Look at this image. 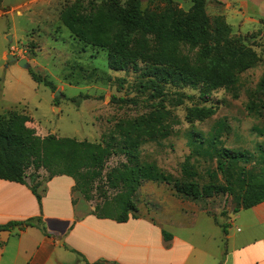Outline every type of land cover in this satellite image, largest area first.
<instances>
[{
	"label": "rangeland",
	"instance_id": "374dc122",
	"mask_svg": "<svg viewBox=\"0 0 264 264\" xmlns=\"http://www.w3.org/2000/svg\"><path fill=\"white\" fill-rule=\"evenodd\" d=\"M114 1L123 9L129 8L128 0ZM180 1L182 8L177 4L178 9L187 11L190 0ZM108 5L109 0H32L0 21V31L8 33L0 32V119L16 113L27 116V126L40 137L53 134L109 143L115 152L107 159L103 173L127 164L120 150L123 144L135 145L139 162L153 163L174 178L182 177V165L188 159L200 185L224 183L225 174L216 169L215 158L191 154L189 135L207 139L221 121L227 130L221 133L217 146L250 156L247 163L239 161L230 167L231 177L237 178L240 169L258 173L264 157V21L226 20L222 5L205 0L209 21L222 16L230 28L229 42L219 55L210 45L192 47L168 40L162 41L159 50L172 66L199 81L225 72L227 81L210 90L201 82H168L159 106L147 92L135 87L145 63L137 61L138 70L131 66L112 69L108 48L83 39L80 24L69 11L75 7L86 15ZM163 5L159 0H140L141 10L158 12ZM6 54L25 60L26 65L9 62ZM30 72L45 76L52 88L33 81ZM151 114L163 115L161 122L145 123ZM33 172L28 169L25 177ZM36 173L47 178L43 169ZM72 182L70 177L58 176L52 183L55 194L57 183L61 184L59 189H66ZM117 191L103 179L94 183L92 201H85L78 193H72V199L78 210H85ZM238 193L235 184L230 196L192 199L168 184L142 181L132 196L137 218L130 219L128 226L137 224L140 231L152 225L153 238L161 229L179 245L189 243L218 256L226 245L222 229L229 225L234 208H239ZM40 195L45 206L53 203V193L41 190Z\"/></svg>",
	"mask_w": 264,
	"mask_h": 264
},
{
	"label": "trees",
	"instance_id": "16d2710c",
	"mask_svg": "<svg viewBox=\"0 0 264 264\" xmlns=\"http://www.w3.org/2000/svg\"><path fill=\"white\" fill-rule=\"evenodd\" d=\"M159 1L164 5L158 12L141 10L140 0H128V9L109 0L108 6L86 15L79 14L75 7L69 8V11L78 20L81 26L79 33L83 39L108 48L112 69L124 70L131 66L138 70L137 61L145 63L135 87L138 91L147 92L151 100H157L155 105L162 106L164 88L168 82H201L207 90L223 85L227 81L226 72L199 81L195 76L172 66L165 52L159 50L162 41L168 40L169 43L192 47L210 45L213 52L219 55L222 47L229 42L230 34V28L223 17L218 16L213 22L209 21L204 12L205 0H192L187 11L178 9L175 0ZM30 77L52 88V83L45 76L30 72ZM162 118L163 115L151 114L144 122L160 123ZM28 122L27 116L16 113L0 119V179L27 184L25 173L32 168L34 172L28 178V186L39 206L41 176L36 172L40 169L47 173L46 179L61 175L70 177L74 182L72 193L80 194L87 202L93 200L94 183L104 179L109 188L118 191L112 197L104 195L102 201L93 206L92 214L119 223L137 218L132 196L142 181L168 184L176 193L192 199L230 196L237 184L239 208H234L235 213L264 202V157L260 160L262 167L258 173L240 169L238 177L232 178L230 167L239 161L247 163L250 156L243 151L232 152L217 146L221 133L227 130L226 124L221 121L214 125L207 139L200 134L189 135L191 154L215 158L216 169L225 174L224 183L209 182L201 185L195 179L197 173L188 159L182 165V177L174 178L153 163L139 162L133 144L120 147L126 155L127 164L112 167L103 173L107 159L115 152L109 143L102 145L53 134L40 137L33 128L27 126ZM40 224L39 217L29 218L23 222L0 225V230ZM40 229L46 234L44 227ZM223 232L226 233L225 227ZM163 234L170 237L164 231Z\"/></svg>",
	"mask_w": 264,
	"mask_h": 264
},
{
	"label": "crops",
	"instance_id": "0c3cea01",
	"mask_svg": "<svg viewBox=\"0 0 264 264\" xmlns=\"http://www.w3.org/2000/svg\"><path fill=\"white\" fill-rule=\"evenodd\" d=\"M213 1L225 8L226 20L264 21V0ZM30 2L0 0V21ZM175 2L182 8L180 0ZM189 2L192 5V0ZM0 32L8 34L6 30ZM56 178H39L38 192L53 193V203L46 206L43 199L38 205L29 179H25L27 184L0 179V225L41 219L39 226L0 230V264H264V202L232 216L226 233L222 229L226 245L220 248L218 257L189 243L179 245L172 235L167 233L170 237H165L161 229L153 238L152 225L140 231L137 224L128 226L129 220L136 218L119 223L97 218L92 214L93 207L78 210L72 199L74 182L66 189H59L61 184L57 183L55 194L52 183Z\"/></svg>",
	"mask_w": 264,
	"mask_h": 264
},
{
	"label": "water",
	"instance_id": "95a60500",
	"mask_svg": "<svg viewBox=\"0 0 264 264\" xmlns=\"http://www.w3.org/2000/svg\"><path fill=\"white\" fill-rule=\"evenodd\" d=\"M10 39V38H9ZM11 40V39H10ZM6 58H7V60L9 61V62H17L18 63V65L19 66H25L26 65V63H25V60H23V59H20V60H17L12 54H7L6 55ZM55 96H58L59 95V93L58 92H56L55 94H54ZM105 264H111L110 262H106Z\"/></svg>",
	"mask_w": 264,
	"mask_h": 264
}]
</instances>
